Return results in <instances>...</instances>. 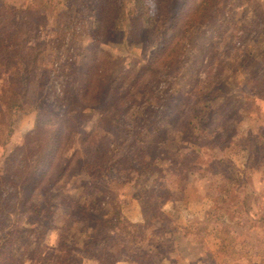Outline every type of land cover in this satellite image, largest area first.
<instances>
[{
	"label": "rangeland",
	"instance_id": "374dc122",
	"mask_svg": "<svg viewBox=\"0 0 264 264\" xmlns=\"http://www.w3.org/2000/svg\"><path fill=\"white\" fill-rule=\"evenodd\" d=\"M9 1L20 5L31 2L45 9L47 22L38 35L43 54L37 64H45L51 72L44 94H60L68 101L74 91L86 95L87 67L95 58L109 62L110 69L99 79L94 96L87 95V104L78 109L74 123L77 125L72 124L63 150L66 158L61 159L56 173L61 172L77 150L81 157L74 171L79 172L88 161L94 164L89 169L91 177H85L80 183L84 186L83 204L88 201L90 207L82 210L84 216L78 209L74 211L82 220L71 221L62 231L64 242L71 245L84 240L87 250L108 258L106 264H264V138L254 143L258 135H264V0H121L117 28L101 37L93 34L97 14L87 4L81 6L85 10L79 13V22H70L65 17L59 24L57 16L66 10L64 0ZM76 30L83 32L79 34V31L80 36L76 37ZM98 47L106 52L100 53L96 50ZM161 57L165 60L159 64ZM162 78H168L174 86L176 101L160 102L165 92H159L157 84ZM226 81L248 95H243V101H248L251 110L243 114L240 125L245 131L223 151L201 149L199 163L205 164L202 158H207L205 171L193 173L189 182L170 174L172 190L163 196L173 198L172 201L155 198L151 209L154 215L148 214L139 198L142 193L146 194L145 178L140 175L147 174L146 171H140L142 167L134 163L132 166L136 165L139 171L127 177L124 174L128 168L123 166L120 171L112 166V160L117 158L113 156V149L126 136L116 127L123 119L119 115L122 113L112 114V90L116 94L122 86L126 88L124 108L131 105L127 120H131L135 111L146 115L150 109L157 118L160 109L177 111L180 96L185 93H190L193 102L214 98L212 104L217 108L221 94L230 89L225 86ZM31 89L29 96L35 101L37 86L32 84ZM104 89L110 92L111 99L108 110L99 114L107 106ZM152 101L149 107L146 103ZM74 102L76 106L78 103ZM36 115L32 106L12 111L9 119L14 125L10 136V127L0 126V170L18 165L8 158L19 140L23 142V137L33 129ZM138 121L127 123L138 127L141 126ZM197 123L195 120L196 136L201 137L204 125ZM94 125L95 131L99 130L93 133L94 141L82 146V137ZM112 132L117 135L113 145L112 141L102 139ZM218 138L216 134L208 136L206 141L217 146ZM162 167L168 166L160 162L157 170ZM76 184L73 181L70 186ZM152 193L157 197L156 192ZM174 199L179 203H174ZM39 205L41 211L46 210L47 203ZM115 212L119 213L116 227H111L112 222L103 226L101 220H112ZM43 215L44 222L47 214L43 212ZM57 235L61 236L55 232L50 234V244L56 242ZM116 256L118 260H114ZM78 264L99 263L95 259L79 260Z\"/></svg>",
	"mask_w": 264,
	"mask_h": 264
},
{
	"label": "trees",
	"instance_id": "16d2710c",
	"mask_svg": "<svg viewBox=\"0 0 264 264\" xmlns=\"http://www.w3.org/2000/svg\"><path fill=\"white\" fill-rule=\"evenodd\" d=\"M26 4L20 5L17 2L0 0V82L3 84L0 88V126L10 127L8 130V136H10L14 125L9 119L12 111H19L29 106L37 111L33 129L25 136L23 135V142L19 140L8 158L9 162L18 163V165L0 170V264H78L79 260L84 262L95 259L99 264H106L109 261L108 258L100 256L101 253L87 250L84 240L70 245L64 242V237L61 235L71 221L82 220L75 216L74 211L78 209L84 216L82 210L90 207L87 204L88 201L83 204L84 186L80 183L84 182L85 177H91L89 169L94 164L88 161L79 172L74 171L73 168L81 157L77 150L62 166L61 172L57 175L56 173L61 159L66 158L63 150L72 126L77 125L74 123L79 115L78 109L83 104H87L85 97L95 93L99 88L98 81L109 71L110 67L107 66L109 62L97 61L95 58L92 60L94 63L87 67L86 95L81 94L80 91H74L72 99L68 101L60 94H44L45 83L51 72L45 64L43 66L37 64L43 54L38 35L43 32L46 25L47 21L44 18L46 12L45 9L32 5L31 2ZM84 4L89 5L91 12L97 14L93 24L94 36L101 37L117 28L122 10L121 0H86L85 2L64 0L66 10L59 12L57 22L60 24L65 17H68L70 22L71 20L79 22V13L85 10L84 7L83 10L81 8ZM79 31L75 33L76 37L83 32V30L80 33ZM100 48L96 50L100 53L106 52L104 48ZM164 60L165 57H161L158 63L162 64ZM224 83L226 87L230 86V89L221 94V101L217 108H214L212 104L214 98L193 102L190 93H185L180 96V107L177 111L164 112L159 106L160 114L157 118L152 114L154 110L150 112L151 109H148L146 115L135 111L131 114V120L126 119L130 115L131 105L124 108L126 102L122 101L127 95L126 88L122 86L118 91L119 94L118 92L114 94L112 90V114L117 116L122 113L119 115L123 117L117 122L116 127H120L119 130L126 134L123 142L113 149V156L116 155L117 158L112 160V166H117L120 171L123 166L128 168L124 174L127 177H131L133 172L138 173L136 165L142 167L140 171H146L147 174H140L145 178L143 185L146 194L142 193L138 197L143 200L148 214L152 213L155 198L172 201L173 198L163 196V193L172 190L170 174L179 175L182 181L189 182L193 173L205 171L207 158H202L205 164L199 163L201 149L209 147L214 152L223 151L233 143L239 133L245 131V128L240 125L243 114L251 110L246 103L248 101L245 103L243 101V95H248L245 94V90L236 89L237 87L229 81ZM32 84L37 86L35 101L29 96L32 95ZM231 87L234 91H231ZM157 88L161 89L159 92L162 93L163 90L165 92L160 97L161 103L170 99L177 100L178 95L176 96L175 88L168 78L159 80ZM104 90L107 106L102 107L99 114L108 110L111 99L110 92L107 89ZM247 92L252 93L250 90ZM164 94L168 97H163ZM74 101L78 103L76 106ZM152 103L153 101L146 104L150 107ZM94 110L96 111V109L91 111ZM139 117L142 118L140 121L137 119ZM195 120L198 122L196 125H204L201 137L196 136ZM137 121L141 122V126H138L141 130H136L138 124L127 123ZM94 132H99L98 129L95 131V125L82 137V146L94 141ZM177 133H180L182 137ZM216 134L219 135V144L213 146L207 143L206 138ZM116 136V133L112 132V135H104L102 139L106 142L112 141L113 145ZM263 138L264 135H258L254 143H259ZM126 144L127 146L123 148ZM130 158L134 160L131 163L127 161ZM160 162L168 167L157 170ZM134 163L136 165L132 166ZM10 170L12 173H9ZM5 176L6 179H4ZM73 181L77 184L72 187L70 185ZM136 185L139 184L136 182ZM152 190L157 193V197ZM45 193L47 199H45ZM179 201H182V197ZM179 201L174 199V203ZM46 203V210L41 211L39 204L43 206ZM43 212L47 214V222H43ZM178 212L180 213L181 210ZM118 218L119 213L115 212L112 220L103 218L101 221L103 226L112 222L111 227L114 228ZM146 218L148 219L147 216ZM41 230L43 234L40 235ZM52 232L60 233L61 236L57 235L56 242L50 244L48 239ZM118 259L119 256L114 258V260ZM192 263L199 264V262Z\"/></svg>",
	"mask_w": 264,
	"mask_h": 264
},
{
	"label": "crops",
	"instance_id": "0c3cea01",
	"mask_svg": "<svg viewBox=\"0 0 264 264\" xmlns=\"http://www.w3.org/2000/svg\"><path fill=\"white\" fill-rule=\"evenodd\" d=\"M174 209H175V205H174ZM189 217H192V215H189Z\"/></svg>",
	"mask_w": 264,
	"mask_h": 264
}]
</instances>
